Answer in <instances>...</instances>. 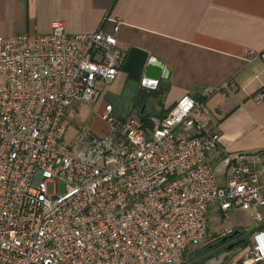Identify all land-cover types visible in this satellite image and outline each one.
Here are the masks:
<instances>
[{
	"label": "built area",
	"instance_id": "obj_1",
	"mask_svg": "<svg viewBox=\"0 0 264 264\" xmlns=\"http://www.w3.org/2000/svg\"><path fill=\"white\" fill-rule=\"evenodd\" d=\"M119 27L70 32L57 18L45 33H0V264H186L212 209L263 221L264 149L226 150L205 117L229 82L184 93L149 122L118 116L105 97L128 54ZM247 58L264 63V48ZM253 99L264 101V81ZM93 100L107 132L87 124L65 142L76 105ZM229 264H264V244Z\"/></svg>",
	"mask_w": 264,
	"mask_h": 264
},
{
	"label": "crops",
	"instance_id": "obj_2",
	"mask_svg": "<svg viewBox=\"0 0 264 264\" xmlns=\"http://www.w3.org/2000/svg\"><path fill=\"white\" fill-rule=\"evenodd\" d=\"M57 18L70 32L113 31L119 21L123 48H143L169 68L161 96L167 110L184 93L229 82L230 93L206 99V120L226 150L264 149V101L253 99L264 63L247 58V50L264 48V0H0V33H45ZM120 73L106 96L123 94L127 77ZM249 212L250 227L237 228L240 240L264 244V219L256 223Z\"/></svg>",
	"mask_w": 264,
	"mask_h": 264
},
{
	"label": "rangeland",
	"instance_id": "obj_3",
	"mask_svg": "<svg viewBox=\"0 0 264 264\" xmlns=\"http://www.w3.org/2000/svg\"><path fill=\"white\" fill-rule=\"evenodd\" d=\"M121 74V73H120ZM120 74L116 79L112 80L109 83L110 87L115 86L122 78ZM149 99L146 102H139L135 97H128L125 95L117 94H108L105 97V100L111 101L115 104V114L120 116L130 117L135 114L138 110V113L141 111L140 108L142 104H145V112L150 114L160 115L161 112L166 110L163 103H161V97H148ZM104 101V100H103ZM103 101H91L88 104H77V114L71 117V123L67 128V131L64 135L65 142L73 144L78 135L83 133V126L89 124L97 132H107L108 124L101 118L100 111L103 107ZM53 185H50V191H53ZM64 189V184L62 182H57V190L62 191ZM264 213V208L262 209ZM249 210H246L241 207L232 208L229 212V217L222 218L216 216L214 209L209 213V235L203 246L199 247L192 254L187 256L186 264H229L232 259H239L240 256L245 255L252 244L250 241L241 242L236 246L231 248L230 254L225 258H222L223 255L230 249L228 245L223 244L220 235L222 229H237L239 227H250V216ZM247 225V226H246ZM241 229V228H240ZM220 260V262H219Z\"/></svg>",
	"mask_w": 264,
	"mask_h": 264
},
{
	"label": "water",
	"instance_id": "obj_4",
	"mask_svg": "<svg viewBox=\"0 0 264 264\" xmlns=\"http://www.w3.org/2000/svg\"><path fill=\"white\" fill-rule=\"evenodd\" d=\"M122 70L126 73L127 86L123 95L135 98L136 89L140 87H156L159 81H169V68L161 60L149 56L143 48L131 46ZM235 232H238L236 230ZM234 244H229L232 248Z\"/></svg>",
	"mask_w": 264,
	"mask_h": 264
},
{
	"label": "trees",
	"instance_id": "obj_5",
	"mask_svg": "<svg viewBox=\"0 0 264 264\" xmlns=\"http://www.w3.org/2000/svg\"><path fill=\"white\" fill-rule=\"evenodd\" d=\"M166 90H167V85H166V82L163 81V82H160L156 88H146V87L140 88L138 96L136 98L138 99V101L140 103L141 102L144 103L149 99L148 97H154V98L161 97L165 93ZM140 115L145 122H149L148 116L150 115V113H146L145 111H141ZM122 117H125V116H122ZM237 230L239 231V229H237ZM241 242H245V241L240 240L239 243H241ZM190 254H192V252L188 253L187 256L189 257Z\"/></svg>",
	"mask_w": 264,
	"mask_h": 264
},
{
	"label": "flooded vegetation",
	"instance_id": "obj_6",
	"mask_svg": "<svg viewBox=\"0 0 264 264\" xmlns=\"http://www.w3.org/2000/svg\"><path fill=\"white\" fill-rule=\"evenodd\" d=\"M127 86V84L125 85V87ZM143 88V87H140ZM140 88L136 89L137 92V96L139 93ZM146 88H154V87H146ZM222 243L228 245V243L234 244V246L238 245L241 239V234L239 232H231L227 235H225L223 238Z\"/></svg>",
	"mask_w": 264,
	"mask_h": 264
}]
</instances>
